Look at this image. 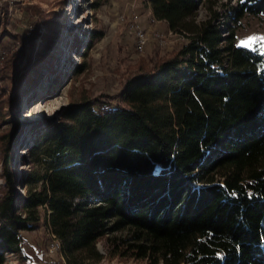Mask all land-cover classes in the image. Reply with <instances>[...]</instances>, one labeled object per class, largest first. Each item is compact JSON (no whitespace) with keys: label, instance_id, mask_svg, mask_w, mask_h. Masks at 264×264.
<instances>
[{"label":"trees","instance_id":"trees-1","mask_svg":"<svg viewBox=\"0 0 264 264\" xmlns=\"http://www.w3.org/2000/svg\"><path fill=\"white\" fill-rule=\"evenodd\" d=\"M249 1L264 13V0ZM150 2L155 19L194 37L128 80L119 102L76 105L72 123L41 133L29 147L45 168L30 177L39 188L21 195L6 168L0 264L22 254V232L45 210L70 264L101 259L97 242L123 228L137 240L126 252L146 264H264V52L220 48L222 29L190 21L200 0ZM32 50L11 55L10 78ZM17 133L6 137L7 163Z\"/></svg>","mask_w":264,"mask_h":264},{"label":"rangeland","instance_id":"rangeland-1","mask_svg":"<svg viewBox=\"0 0 264 264\" xmlns=\"http://www.w3.org/2000/svg\"><path fill=\"white\" fill-rule=\"evenodd\" d=\"M250 4L249 0H200L190 21L192 25L211 21L222 29V49L230 43L243 46L242 41L255 37L247 48L264 52V39H260L264 38V13L249 11ZM153 13L150 0H0V200L8 186L6 168L15 176L21 195L40 187L30 177L39 176L45 168L34 162L29 147L41 133L72 123L76 105L98 97L119 102L128 80L177 56L194 37L171 30ZM24 46L33 48L27 68L30 75L23 77L27 70L22 67L16 78L12 74L10 78L7 62ZM17 131L19 139L7 163L4 143ZM49 215L42 211L39 226L22 232V254H8L6 264H18L21 256L30 264H70L62 241L54 237ZM136 242L133 229L110 231L97 242L101 259L77 254L71 261L146 264L125 250Z\"/></svg>","mask_w":264,"mask_h":264},{"label":"snow or ice","instance_id":"snow-or-ice-1","mask_svg":"<svg viewBox=\"0 0 264 264\" xmlns=\"http://www.w3.org/2000/svg\"><path fill=\"white\" fill-rule=\"evenodd\" d=\"M257 38L253 37V38H250L249 41H242L241 43L243 44V46L247 47L249 46V43L256 40ZM260 39H264V38H260Z\"/></svg>","mask_w":264,"mask_h":264},{"label":"built area","instance_id":"built-area-1","mask_svg":"<svg viewBox=\"0 0 264 264\" xmlns=\"http://www.w3.org/2000/svg\"><path fill=\"white\" fill-rule=\"evenodd\" d=\"M141 34L144 35L143 32H141ZM142 44H143V42L141 43V46H142ZM54 237H55L56 240L60 241V240L56 237V235H54ZM54 263H55V262H54Z\"/></svg>","mask_w":264,"mask_h":264}]
</instances>
